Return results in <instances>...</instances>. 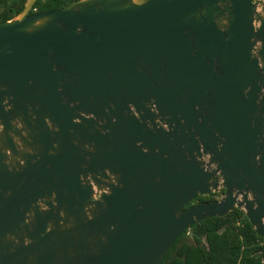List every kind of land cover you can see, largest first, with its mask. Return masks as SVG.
<instances>
[{
  "label": "water",
  "instance_id": "1",
  "mask_svg": "<svg viewBox=\"0 0 264 264\" xmlns=\"http://www.w3.org/2000/svg\"><path fill=\"white\" fill-rule=\"evenodd\" d=\"M35 1L0 21V264H158L233 208L264 238V0Z\"/></svg>",
  "mask_w": 264,
  "mask_h": 264
},
{
  "label": "trees",
  "instance_id": "2",
  "mask_svg": "<svg viewBox=\"0 0 264 264\" xmlns=\"http://www.w3.org/2000/svg\"><path fill=\"white\" fill-rule=\"evenodd\" d=\"M73 0H36L30 12L59 8ZM24 0H0V21L9 19ZM197 196L192 202L206 201ZM264 238L253 231L243 211L233 208L211 216L177 236L158 264H264Z\"/></svg>",
  "mask_w": 264,
  "mask_h": 264
},
{
  "label": "flooded vegetation",
  "instance_id": "3",
  "mask_svg": "<svg viewBox=\"0 0 264 264\" xmlns=\"http://www.w3.org/2000/svg\"><path fill=\"white\" fill-rule=\"evenodd\" d=\"M222 191H223L222 188H218L217 191H215L214 193H216L217 195H221V194H222ZM200 196H201V195H200ZM203 196H204V195H203ZM206 197H209V199L206 200V201H209V200L215 199V197H213V196H206ZM192 201H193V200H192ZM200 202H203V201H200ZM191 203H199V202L194 201V202H191Z\"/></svg>",
  "mask_w": 264,
  "mask_h": 264
}]
</instances>
